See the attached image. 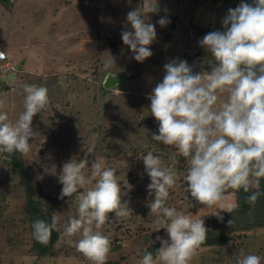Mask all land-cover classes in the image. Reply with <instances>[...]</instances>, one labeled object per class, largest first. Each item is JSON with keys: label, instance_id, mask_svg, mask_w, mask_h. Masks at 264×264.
<instances>
[{"label": "rangeland", "instance_id": "374dc122", "mask_svg": "<svg viewBox=\"0 0 264 264\" xmlns=\"http://www.w3.org/2000/svg\"><path fill=\"white\" fill-rule=\"evenodd\" d=\"M158 2L161 9H168L170 23L166 27L156 24L163 11L151 16L157 39L150 45L153 55L143 63L132 58L121 38L123 30H131L127 13L140 7L141 0H9L6 7L0 4V51L6 54L0 62V98L6 101L2 110H12V120L23 111L25 83L48 89L47 107L33 117V129L39 133L29 141L30 152H16L22 167L37 182L38 200L47 206L58 198L62 190L58 174L72 158L87 159L89 166L100 162L117 169L122 191L127 193L122 200L129 201L133 214L119 219L110 214L102 228L112 242L106 264H137L143 250L160 247L156 236L168 239L166 229L158 224L160 217L150 216L147 210L150 178L142 158L149 151L181 177L170 189L168 206L198 214L208 234L214 232L211 222L216 208L197 203L182 179L187 160L175 148L151 139L152 133L158 134L159 123L150 114L148 95L162 82L164 65L176 58L186 60L194 73L211 70L214 58L198 41L211 31L222 30L221 20L228 10L221 12L225 0ZM24 54V69L9 82L8 74ZM110 54L116 64L106 70L103 65ZM5 62L9 68L3 67ZM124 74L126 78L119 83L103 86L106 76ZM172 152H177L175 165L170 160ZM90 172L91 167L85 169L87 175ZM19 180L8 154L0 153V264H91L62 235L63 226L77 214L76 196L84 190L58 199L51 213L58 217V228L53 230L57 237L40 254ZM225 195L216 207L231 210L236 203L234 190ZM241 251L264 257V227L234 231L221 245L200 246L191 264H236Z\"/></svg>", "mask_w": 264, "mask_h": 264}, {"label": "clouds", "instance_id": "9594fccd", "mask_svg": "<svg viewBox=\"0 0 264 264\" xmlns=\"http://www.w3.org/2000/svg\"><path fill=\"white\" fill-rule=\"evenodd\" d=\"M139 5L127 13L131 30H123L121 38L132 58L143 63L153 55L150 45L157 39L156 24L166 27L170 19L168 9H161L158 0H141ZM161 11L164 15L153 24L151 16ZM221 24L222 30L211 31L198 41L214 58L211 70L194 73L186 60H171L148 99L150 114L159 123L158 134L152 133L151 139L175 148L187 160L182 177L187 191L200 205L215 207L212 215L223 221L221 211L230 209L216 206L227 191L251 192L247 200L255 205L264 178V0H242L228 9ZM113 63L110 54L103 67L107 70ZM22 87L23 111L15 120L2 110L6 101L0 98V153L27 155L30 139L39 133L33 129V117L47 107L48 89L28 83ZM170 160L172 165L178 163L177 152L171 153ZM142 161L150 178L147 207L150 216L160 217L158 224L166 229L168 239L156 236L160 247L155 253L143 250L137 264H191L209 229L198 214L168 206L170 189L181 179L175 168L152 151ZM58 180L61 198L84 190L76 196L77 214L63 226L62 235L91 264H106L112 242L103 226L110 214L118 219L133 214L129 201L122 200L127 193L122 191L117 169L100 162L89 166L87 159L72 158L63 163ZM31 228L33 238L47 245L58 228V217L53 215L50 223L36 219ZM75 236L79 239L72 240ZM262 260L260 255L241 251L236 264H262Z\"/></svg>", "mask_w": 264, "mask_h": 264}, {"label": "trees", "instance_id": "16d2710c", "mask_svg": "<svg viewBox=\"0 0 264 264\" xmlns=\"http://www.w3.org/2000/svg\"><path fill=\"white\" fill-rule=\"evenodd\" d=\"M9 0H0V4L6 7V3ZM242 0H225V7L222 8L221 12L225 13L230 8H236ZM243 2L251 3V0H243ZM221 13V14H222ZM215 23V22H214ZM101 89V88H100ZM8 154V153H7ZM17 153L8 154L12 165L17 170L18 176L20 177V185L23 189V194L26 197L25 213L29 220L32 222L36 219H42L47 222H51V213L53 209L57 208L58 198H53V203L43 205L38 200L37 195V182L31 173H28L23 167L20 158L16 155ZM260 196L258 197L255 205L248 203V196L251 192H245L243 189L234 190V197L236 203L230 212H221L223 221H220L216 216H212V225H214V232L208 234L206 241L201 246H217L224 242H228L229 237L237 230H252L264 227V178L260 180ZM56 210V209H55ZM146 210V208H144ZM148 210V207H147ZM232 220L231 226L228 221ZM222 226V227H221ZM221 227V228H220ZM57 234L52 231L50 240L47 245H42L35 239V245L38 252L41 254L45 253L46 249L56 239ZM243 238V237H242ZM158 247L150 249L151 252L155 253ZM149 251V250H148Z\"/></svg>", "mask_w": 264, "mask_h": 264}, {"label": "water", "instance_id": "95a60500", "mask_svg": "<svg viewBox=\"0 0 264 264\" xmlns=\"http://www.w3.org/2000/svg\"><path fill=\"white\" fill-rule=\"evenodd\" d=\"M172 14H174V10H172ZM25 59H26V56L24 54L23 57L15 65L14 67L15 70L13 71V73L8 75V79H11L16 74V72H19L23 69V66L25 64ZM126 76H127L126 74L120 75V76H112V75L106 76L103 81V86L107 88L111 87L113 86V84L115 85L116 83H119L120 81H122L124 78H126ZM112 77H113V81H112ZM60 198H61V193L58 196V199Z\"/></svg>", "mask_w": 264, "mask_h": 264}, {"label": "crops", "instance_id": "0c3cea01", "mask_svg": "<svg viewBox=\"0 0 264 264\" xmlns=\"http://www.w3.org/2000/svg\"><path fill=\"white\" fill-rule=\"evenodd\" d=\"M27 58H28V56H27ZM26 64V63H25ZM14 67H15V65H14ZM11 68H12V65H11ZM10 68V69H11ZM23 69H24V66H23ZM22 69V70H23ZM15 69L14 68H12V71H11V73H13V71H14ZM21 70V71H22ZM20 72V71H19ZM11 73H9V74H11ZM30 73V75H33V69H31V71L29 72ZM8 74V75H9ZM16 74H17V72H16ZM16 74L11 78V79H9L10 81L9 82H11V81H13L15 78H16ZM0 83H2V82H0ZM2 87V85H0V88ZM2 89V88H1ZM6 89H8V87L7 88H5L4 90H6ZM8 112V114L10 115V114H13V111L12 110H8L7 111Z\"/></svg>", "mask_w": 264, "mask_h": 264}, {"label": "built area", "instance_id": "2783aa9c", "mask_svg": "<svg viewBox=\"0 0 264 264\" xmlns=\"http://www.w3.org/2000/svg\"><path fill=\"white\" fill-rule=\"evenodd\" d=\"M5 59H6L5 52L0 51V62L5 61ZM3 67L9 68L10 67L9 63L5 62V64H3Z\"/></svg>", "mask_w": 264, "mask_h": 264}, {"label": "flooded vegetation", "instance_id": "af4514ba", "mask_svg": "<svg viewBox=\"0 0 264 264\" xmlns=\"http://www.w3.org/2000/svg\"><path fill=\"white\" fill-rule=\"evenodd\" d=\"M112 75H113V74H112ZM112 81H113V77H112ZM112 81H111V82H112Z\"/></svg>", "mask_w": 264, "mask_h": 264}]
</instances>
